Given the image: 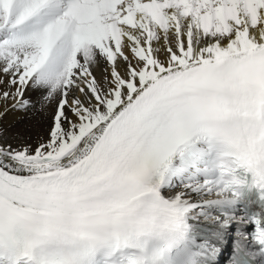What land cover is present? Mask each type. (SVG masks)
I'll use <instances>...</instances> for the list:
<instances>
[{
  "label": "snow or ice",
  "instance_id": "6c2138e0",
  "mask_svg": "<svg viewBox=\"0 0 264 264\" xmlns=\"http://www.w3.org/2000/svg\"><path fill=\"white\" fill-rule=\"evenodd\" d=\"M0 101L28 121L0 131V264H143L140 202L193 128L264 120V0H0Z\"/></svg>",
  "mask_w": 264,
  "mask_h": 264
},
{
  "label": "clouds",
  "instance_id": "9594fccd",
  "mask_svg": "<svg viewBox=\"0 0 264 264\" xmlns=\"http://www.w3.org/2000/svg\"><path fill=\"white\" fill-rule=\"evenodd\" d=\"M193 137L204 140L219 156H236L242 163H248L247 171L251 174L254 184L264 187V120L250 129L247 136L251 137V143L247 136L238 147L236 141L228 135H209L202 128L195 127L192 130ZM229 181L234 177L227 178ZM224 177L213 187H217L219 194L228 191L224 187ZM197 191L202 185H185ZM230 187V185H229ZM159 192V189H157ZM177 200H168L161 195L153 197L151 194L140 202L138 216L142 223L139 232L141 249L138 253L143 264H167V256L170 246L187 231L185 213Z\"/></svg>",
  "mask_w": 264,
  "mask_h": 264
},
{
  "label": "bare ground",
  "instance_id": "6f19581e",
  "mask_svg": "<svg viewBox=\"0 0 264 264\" xmlns=\"http://www.w3.org/2000/svg\"><path fill=\"white\" fill-rule=\"evenodd\" d=\"M105 67L107 66L102 64L98 65L92 70L98 82L101 81L104 75L107 74L103 70ZM31 95L33 98H35L37 93L33 92L31 93ZM0 113H2L0 114V131L7 130L9 133H14L17 130L21 129L28 122L27 117L19 111L9 108L8 111L5 112L2 101H0ZM178 167V160L175 159L169 165V178H172L174 176L173 169ZM168 182L159 189V192L163 198L168 200H177L182 208L188 207L189 205H196V215L203 222L211 219L208 216L209 214H211H208V207L205 205L203 206L204 200L213 194L212 188L209 184L206 187H200L197 191H193L191 187H185V185L203 186L205 182H202L201 180L193 182L189 180L183 181L177 177H175L173 185L169 186ZM212 215L216 218H214L211 224L213 225V228L217 226V231L219 232L215 233L213 231H210L209 235L206 236L205 240H203L202 242H196L195 240L194 247L198 249L196 260L200 264H226L227 257L229 256L230 252V246H228V242L233 238V235L229 229L232 227L233 222L232 220L225 221L224 219H222V217L219 218L214 213H212ZM205 250L215 258L214 262H205V259L201 257V253Z\"/></svg>",
  "mask_w": 264,
  "mask_h": 264
},
{
  "label": "rangeland",
  "instance_id": "374dc122",
  "mask_svg": "<svg viewBox=\"0 0 264 264\" xmlns=\"http://www.w3.org/2000/svg\"><path fill=\"white\" fill-rule=\"evenodd\" d=\"M172 182H173V179L170 177L169 182H168L169 186L172 184Z\"/></svg>",
  "mask_w": 264,
  "mask_h": 264
}]
</instances>
